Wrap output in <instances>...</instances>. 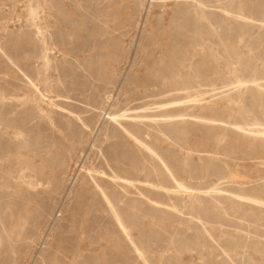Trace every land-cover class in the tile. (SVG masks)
<instances>
[{"label": "rangeland", "instance_id": "obj_1", "mask_svg": "<svg viewBox=\"0 0 264 264\" xmlns=\"http://www.w3.org/2000/svg\"><path fill=\"white\" fill-rule=\"evenodd\" d=\"M207 2L0 0V264H264V0Z\"/></svg>", "mask_w": 264, "mask_h": 264}, {"label": "bare ground", "instance_id": "obj_2", "mask_svg": "<svg viewBox=\"0 0 264 264\" xmlns=\"http://www.w3.org/2000/svg\"><path fill=\"white\" fill-rule=\"evenodd\" d=\"M63 1V0H62ZM135 1V0H134ZM124 2V1H123ZM181 2V1H180ZM215 2V1H214ZM227 2V1H226ZM65 3V2H64ZM92 3V2H91ZM135 3V2H134ZM148 3V2H147ZM216 3V2H215ZM228 3V2H227ZM75 4H76V2H75ZM163 4V3H162ZM187 4H188V2H187ZM213 4V3H212ZM184 5V4H183ZM193 5V4H192ZM194 5H196L197 6V9H201L202 11H203V7L204 6H208V5H211L209 2H207V0H196V4H194ZM240 5V4H239ZM117 6V5H116ZM229 6V5H228ZM63 7V6H62ZM217 8V4L216 5H214L213 6V8ZM231 7V6H230ZM206 8V7H205ZM204 8V9H205ZM209 8V7H208ZM232 8V7H231ZM243 8H244V4H241L240 5V9L241 10H243ZM183 9V8H182ZM207 9V8H206ZM200 10V11H201ZM189 11V10H188ZM204 11H206V10H204ZM203 11V12H204ZM203 12H202V14H203ZM207 12V11H206ZM206 12H205V15H206ZM228 12V11H227ZM69 13V12H68ZM164 13V12H163ZM244 13H246V11L244 12ZM208 14V13H207ZM218 14V13H217ZM204 15V14H203ZM209 15V14H208ZM220 15V14H219ZM219 15H217L218 17H219ZM70 16V15H69ZM186 16V15H185ZM211 16V15H210ZM242 16V18H245V19H247V16L245 15V14H243V15H241ZM205 18L206 19H208L206 16H205ZM204 18V19H205ZM140 19V18H139ZM188 19V18H187ZM201 19L203 20V17H201ZM210 19V18H209ZM260 19V18H259ZM51 20V19H50ZM195 20V19H194ZM212 20V19H211ZM210 20V21H211ZM227 21H229V20H227ZM227 21H224L225 23H227ZM40 22V21H39ZM178 22V21H177ZM192 22V21H191ZM213 22H214V20H213ZM41 23V22H40ZM117 23V22H116ZM215 23V22H214ZM250 23V22H249ZM252 23V22H251ZM188 24V23H187ZM197 24H198V22H197ZM123 25V24H122ZM213 25V24H212ZM225 25V24H224ZM227 25V24H226ZM107 26H109V25H107ZM207 26H209V25H207ZM233 26H235V25H233ZM44 27V26H43ZM69 27V26H68ZM182 27V26H181ZM213 27V26H212ZM242 27V26H241ZM106 28V27H105ZM113 28V27H112ZM67 29V28H66ZM114 29V28H113ZM225 29H227V28H225ZM37 30V29H36ZM43 30H44V28H43ZM103 30V29H102ZM215 30V29H214ZM228 30V29H227ZM45 31V30H44ZM47 32V31H46ZM203 32V31H202ZM212 32V31H211ZM215 32H216V30H215ZM261 32V31H260ZM42 33V32H41ZM113 33V32H112ZM161 33H162V31H161ZM262 33V32H261ZM44 34V33H43ZM46 34V33H45ZM66 34V33H65ZM210 35V34H209ZM212 35V34H211ZM47 36V35H46ZM49 36V35H48ZM184 38V37H183ZM187 38V37H186ZM159 39V38H158ZM193 40V39H192ZM221 40V39H220ZM183 42V41H182ZM56 43V42H55ZM159 43V42H158ZM193 43V42H192ZM47 46V45H46ZM42 47H44V46H42ZM254 48V47H253ZM261 49V48H260ZM48 49L47 48H43V56H42V59H44L43 60V63L42 64H40L41 66H40V68L38 69V79L37 80H35L34 78H33V70L32 69H30L29 71H24L23 72V74H24V76L27 78L26 80L28 81V83H29V86H30V88H28L29 90H32L33 92H35V93H39V94H42L43 96H44V94L45 93H47L50 97H51V95L52 94H55V96H59L57 93H55V90H53L52 89V87H53V79L51 78V68H53L52 67V65L50 64V61H49V58H50V55H49V52L47 51ZM228 50V49H227ZM2 51H3V53H5L6 54V52L4 51V49H2ZM50 51V50H49ZM60 51V50H59ZM135 51V50H134ZM5 54H3V55H5ZM200 55V54H199ZM259 55V54H258ZM65 56V55H64ZM253 56V55H252ZM39 64V63H38ZM128 68V67H127ZM20 69V68H19ZM215 72V71H214ZM126 73V72H125ZM58 75V74H57ZM217 77V76H216ZM233 82V81H232ZM242 83V82H241ZM216 85V84H215ZM240 87V86H239ZM211 89V88H210ZM115 90V89H114ZM209 91V90H208ZM228 91V90H227ZM248 91V90H247ZM32 92V93H33ZM186 93V92H185ZM215 93V92H214ZM34 94V93H33ZM172 95V94H171ZM186 95V94H185ZM115 96V95H114ZM49 98V97H48ZM109 100V99H108ZM186 102V101H185ZM53 105H55L56 103H54L53 101L51 102ZM113 103V102H112ZM182 103V102H181ZM111 104V103H110ZM180 104V103H179ZM58 107V106H57ZM151 108V107H150ZM257 111V110H256ZM56 113V112H55ZM132 113V112H131ZM137 113V112H136ZM71 114V113H70ZM128 115V114H127ZM263 117V116H262ZM113 119H114V117H113ZM134 120V119H133ZM175 120V119H174ZM118 121V120H117ZM98 124V123H97ZM125 131V130H124ZM126 132V131H125ZM264 132V131H263ZM129 135V134H128ZM131 136V135H130ZM132 137V136H131ZM99 150V149H98ZM81 164V163H80ZM79 164V165H80ZM76 166H78V165H76ZM82 169H83V166H82ZM168 172V174L170 173L169 171H167ZM103 173V172H102ZM112 173V172H111ZM162 173V172H161ZM172 176V175H171ZM116 178H120L119 176H115ZM31 178V177H30ZM30 180V179H29ZM116 182H118L117 180H115ZM122 181V180H121ZM30 182V181H29ZM33 182V181H32ZM176 182V181H175ZM31 183V182H30ZM95 183L99 186V188H101V185H100V182L99 181H97L96 179H95ZM120 183V182H119ZM122 183V182H121ZM126 182H124L123 184H125ZM130 183V182H129ZM33 185V184H32ZM35 185V184H34ZM128 185H130V184H128ZM86 187V186H85ZM133 190V189H132ZM102 191H103V194H104V197H105V199H106V201H107V204H108V206H109V208L111 209V211L113 212V214H114V216H116V218L120 221V219H121V217H122V215L123 214H125V210H123V211H121V210H119L118 209V207H117V199H116V197L115 196H113L112 194H108V193H106L103 189H102ZM188 191V190H187ZM190 192V191H189ZM245 199V198H244ZM61 206V205H60ZM121 222V221H120ZM123 230V229H122ZM48 232V231H47ZM129 233V232H128ZM129 239V238H128ZM131 239V238H130ZM134 246H135V248H137V245H136V243L133 241V243H132ZM38 256V255H37Z\"/></svg>", "mask_w": 264, "mask_h": 264}]
</instances>
